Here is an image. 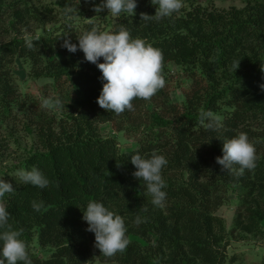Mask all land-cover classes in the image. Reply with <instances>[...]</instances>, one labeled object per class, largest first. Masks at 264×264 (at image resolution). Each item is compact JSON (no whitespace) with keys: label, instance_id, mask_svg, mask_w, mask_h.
Instances as JSON below:
<instances>
[{"label":"trees","instance_id":"1","mask_svg":"<svg viewBox=\"0 0 264 264\" xmlns=\"http://www.w3.org/2000/svg\"><path fill=\"white\" fill-rule=\"evenodd\" d=\"M66 1L55 3L60 12ZM73 1L75 8L78 0L68 3ZM93 2L99 0L90 1V11ZM213 2L183 0L171 18L145 22L140 14L153 15L155 6L137 0L131 17L92 11L82 26L69 20L56 24L54 6L0 0V125L15 120L13 109L19 107L30 139L29 147L21 148L9 126L0 128L4 148L11 141L25 154L18 164L0 160V178L14 189L4 198L9 223L23 229L32 264H235L233 257L226 259L228 238L264 241V91L258 87L264 83V0H242L244 5L228 8ZM120 26L160 49L165 87L147 101L133 100V111L116 115L95 102L102 84L96 66L84 61L81 51L69 53L61 44L65 35L76 43L84 30ZM35 28L43 32L36 35ZM25 35L33 38L32 50L23 44ZM16 60L28 66L26 81L50 80L38 95L23 92L15 82ZM179 89L182 99L172 101L170 93ZM42 96L59 97L65 108L42 109ZM201 110H210L222 127L206 130L198 118ZM101 124L129 138L139 135V147L121 151L115 137L101 135ZM239 132L254 143L256 165L236 177L222 172L215 157L222 154V140ZM153 151L168 160L161 173L166 200L160 207L150 203L130 163L131 154ZM33 166L49 179L47 188L21 185L10 176L18 167ZM229 192H237V200L228 234L215 213L229 202ZM89 200L124 219L129 244L123 252L106 258L93 244L89 248L88 235L93 243L94 235L81 219ZM32 201H43L39 212ZM137 216L143 220L139 226ZM34 234L48 253L45 258L30 251Z\"/></svg>","mask_w":264,"mask_h":264},{"label":"clouds","instance_id":"2","mask_svg":"<svg viewBox=\"0 0 264 264\" xmlns=\"http://www.w3.org/2000/svg\"><path fill=\"white\" fill-rule=\"evenodd\" d=\"M85 2L88 3L89 0ZM150 3L155 6L154 14L141 13L142 21L159 22L171 18L183 6V0H150ZM136 6L137 0H99V3H92L91 10L98 14L106 9L111 17H120L122 14L131 17ZM61 14L71 18L77 15V8L65 7ZM76 40V43H71L65 35L61 47L69 53L81 51L83 60L94 64L99 70L101 75L98 79L102 84L95 102L105 112L119 115L125 111H133V100L147 101L165 87L162 52L141 38H133L126 27L120 26L109 31L92 27L84 30ZM23 44L28 50L35 47L30 35L23 37ZM101 60L102 62H98ZM237 67L238 61L234 64V70ZM258 87L264 91V83ZM40 107L46 110L65 108L59 97L51 96H42ZM198 118L206 130L217 131L222 127L210 110H201ZM221 153L215 157V163L220 166L222 172L236 177L242 176L246 170H252L256 165V149L245 132L223 139ZM130 163L135 169L132 176L138 181H143L150 203L157 207L163 206L166 200V184L161 173L168 163L166 157L155 151L150 155L137 152L130 155ZM12 177L21 185L39 189L47 188L50 183L35 166L18 167ZM13 192L11 183L0 178V264H32L27 244L21 238L23 229L13 228L9 223L10 213L4 198ZM30 206L33 211L39 212L43 201H32ZM81 212V219L87 225L85 231L94 235L93 246L101 255L110 258L127 248V227L120 215L96 200H89ZM142 222L139 216L134 219L137 226Z\"/></svg>","mask_w":264,"mask_h":264},{"label":"rangeland","instance_id":"3","mask_svg":"<svg viewBox=\"0 0 264 264\" xmlns=\"http://www.w3.org/2000/svg\"><path fill=\"white\" fill-rule=\"evenodd\" d=\"M58 1L59 0H33V2L39 6L41 4L54 6L53 13H55L54 15V18L56 19L55 23L58 25H61L68 20L70 21L69 24L81 23V25L82 23H86L89 21L88 16L92 13V11H90V6H89L91 0H89L88 3H86L85 0L83 2L77 3L80 5L78 6L76 4L77 15H74L71 18H67V17L64 18L62 16L60 12L61 6L55 5V3ZM69 1L71 2L72 0H67L65 6L73 5V3L75 2L73 1L70 4L68 3ZM213 4L216 6V8H228L230 6L240 7L244 5L242 0H214ZM40 7L42 8V6ZM78 11H80L83 14L79 15ZM42 32H43V28H35L36 35H39ZM12 70H13V76L15 82L17 84H20L19 88H21L23 92H28L30 94L36 93V95H38L39 93L37 89L44 87L47 83L50 82V80H46V79H40L38 81H26L28 66L24 65L20 60H16L14 62ZM181 93H182L181 89L171 92L170 93L171 100L180 101L182 99ZM18 109L19 107L17 108L15 107L13 109L14 110L13 112L17 114V118L13 121L9 120L7 121V123L0 125L1 126L0 128H5L9 126L8 129L13 131L14 136L20 141V147L28 148L30 144V139L27 136V131H25V129L23 128L24 117L20 114ZM100 133L104 137H115L118 142V146L120 147V150L123 152L130 151L139 147L138 144L139 135L137 137H132V138L126 137L122 132H117L115 130V127L113 128L111 124H101ZM2 136L3 134L0 133V145L3 146V149L1 151L2 157L0 158V160H3L6 166L12 164H18V161H20L22 156L25 155L24 152L17 150L16 144L14 142L11 143V141L8 147L4 148L3 144L6 142V139H4ZM25 136L26 138H24ZM32 143L33 141L31 140V144ZM19 156H21V158ZM12 174L13 172L10 173V176H12ZM235 190H239V189L236 188ZM235 193L234 192L227 193L226 199L229 198L228 199L229 202L219 207L215 213L218 217L224 220L225 228L228 234L232 227V219L236 209L237 196L235 195ZM261 227L264 230V223L262 224ZM88 237L90 239L89 248H91V245L93 244L92 235H88ZM130 239L137 240V238L133 236H131ZM30 251L42 258H45L48 255V253L44 249L40 248L37 245L36 234L33 235V239L30 245ZM226 255H227L226 257L227 261H229V258L233 257L236 260L235 264H261L264 256V241L259 238H252V239H248L247 241H235L234 239L228 238V247L226 249ZM103 264H114V263H103Z\"/></svg>","mask_w":264,"mask_h":264}]
</instances>
